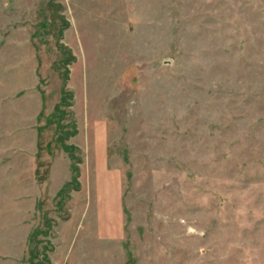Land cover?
<instances>
[{
    "label": "rangeland",
    "instance_id": "rangeland-1",
    "mask_svg": "<svg viewBox=\"0 0 264 264\" xmlns=\"http://www.w3.org/2000/svg\"><path fill=\"white\" fill-rule=\"evenodd\" d=\"M0 264H264V0H0Z\"/></svg>",
    "mask_w": 264,
    "mask_h": 264
},
{
    "label": "trees",
    "instance_id": "trees-1",
    "mask_svg": "<svg viewBox=\"0 0 264 264\" xmlns=\"http://www.w3.org/2000/svg\"><path fill=\"white\" fill-rule=\"evenodd\" d=\"M59 105L58 106L56 105V107H57V108L55 107L56 111H57V109H59L58 108ZM63 114H64V112H63ZM42 115L43 114L40 112L39 115H38V118H41ZM74 133H76L75 129L71 132V134H74ZM64 149L66 151H68L70 156H71V159H72L71 169H72L73 172H72V179L64 184V186L59 190L58 194H62L64 192H68L71 189V185L76 186L77 188L80 187V182L78 181L79 168L77 167V165H75L76 164V159H75L74 155L72 154L73 151L75 149H77V147L75 145H73V144H65L64 145ZM36 233H37V231H36ZM34 234H35V231L33 232V235Z\"/></svg>",
    "mask_w": 264,
    "mask_h": 264
},
{
    "label": "crops",
    "instance_id": "crops-1",
    "mask_svg": "<svg viewBox=\"0 0 264 264\" xmlns=\"http://www.w3.org/2000/svg\"><path fill=\"white\" fill-rule=\"evenodd\" d=\"M69 165H70V164H69ZM71 171H72V170H71ZM67 182H68V181H67ZM64 184H65V183H64ZM64 184H63V186H64ZM63 186H62V187H63ZM62 187H61V188H62ZM61 188H60V189H61ZM60 189H59V190H60ZM59 190H58V191H59ZM56 194H57V193H56ZM31 228H32V227H30V231L27 232V233H28V234H27V236H28V237H27V240H29L28 238H29V235H30V233H31Z\"/></svg>",
    "mask_w": 264,
    "mask_h": 264
}]
</instances>
